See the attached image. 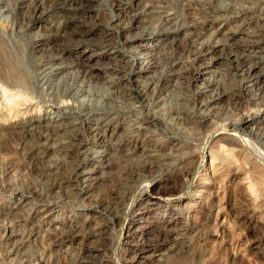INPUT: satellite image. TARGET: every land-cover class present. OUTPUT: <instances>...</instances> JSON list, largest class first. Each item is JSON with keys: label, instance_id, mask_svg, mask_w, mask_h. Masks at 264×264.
<instances>
[{"label": "rangeland", "instance_id": "rangeland-1", "mask_svg": "<svg viewBox=\"0 0 264 264\" xmlns=\"http://www.w3.org/2000/svg\"><path fill=\"white\" fill-rule=\"evenodd\" d=\"M44 1L0 0V264H264V62L224 47L264 45V0Z\"/></svg>", "mask_w": 264, "mask_h": 264}, {"label": "bare ground", "instance_id": "bare-ground-1", "mask_svg": "<svg viewBox=\"0 0 264 264\" xmlns=\"http://www.w3.org/2000/svg\"><path fill=\"white\" fill-rule=\"evenodd\" d=\"M34 1V0H33ZM44 1V0H43ZM51 1H54V0H51ZM56 1V0H55ZM215 1V0H214ZM46 2V0L44 1V3ZM52 3V2H51ZM41 4V3H40ZM44 5V4H43ZM42 7V5L41 6H39L38 8L40 9ZM37 9V8H36ZM216 10H220L221 12H223L224 14H227L228 12H229V9H230V7H225V8H215ZM231 13V12H230ZM119 14V13H118ZM138 15V14H137ZM202 15H204V14H202ZM205 16V15H204ZM210 16V15H209ZM138 16H135V19L137 18ZM211 17V16H210ZM223 17V16H222ZM169 18V17H168ZM221 19V18H220ZM116 20V19H115ZM63 24H66V28H65V30L66 29H72V31H73V35H77V36H81V35H83V34H85L86 32L84 31H82L80 28L77 30V29H75V28H78V27H72L71 25H70V22H68V20L66 21L65 20V23H63ZM65 26V25H64ZM67 31V30H66ZM69 32V31H68ZM197 32V31H196ZM154 37V33L153 32H150V33H147V34H145V35H143L142 37H141V39L142 40H151L152 38ZM197 38V37H196ZM233 37H230L229 39H228V41L229 40H231ZM128 41V40H127ZM252 41V40H251ZM250 41V42H251ZM222 45V44H221ZM225 46L224 47H227L228 49L227 50H229V63L231 64V63H238L239 61H242L243 63L242 64H244V67L242 68V73H243V75H244V78H245V80H247L249 83L250 82H252L253 81V79H254V77H255V74H254V71H255V69L257 68V67H259V65H261L263 62H264V45H259V42L258 43H255V41H252L251 43H250V46H248L247 47V49L246 50H244L245 52H247L246 54H244L242 57H240L238 54H237V51H238V49L237 48H235V46H233V44L231 43V42H225V44H224ZM207 47V46H206ZM218 48H220V45L219 44H215V46H213V47H211L210 49H211V53L212 52H216L217 50H218ZM138 51H137V55H139V58L138 59H149L150 58V56L148 55V54H143V52L145 51V50H147V46H145V47H141V48H138L137 49ZM200 50H202V49H200ZM204 50V49H203ZM64 51V50H63ZM206 51V50H205ZM224 51V50H223ZM204 52V51H203ZM208 52V49H207V51L205 52L206 54H205V56L206 55H208L209 53H207ZM226 52V51H225ZM228 52V51H227ZM63 53V52H62ZM145 53V52H144ZM241 55V54H240ZM226 57V56H225ZM55 58V57H54ZM57 58H59V57H57ZM51 59V58H50ZM86 59H88V60H86ZM53 61V60H52ZM54 62V61H53ZM79 62H80V64L84 67V68H86L88 65H89V58H87V57H85V56H82V57H80L79 58ZM68 64V63H67ZM55 65V64H54ZM153 63L151 62V60H148V61H146V64H145V70H148V69H151L152 67H153ZM61 66V65H60ZM230 66V65H229ZM232 66V65H231ZM242 66V65H241ZM66 67V66H65ZM53 68V67H52ZM57 69H63V68H57ZM238 70V69H237ZM115 71H119L118 69H116V68H112L111 70H109V71H106L108 74H110L111 72H115ZM86 72V71H85ZM113 75V74H112ZM115 76V75H114ZM241 77H242V75H241ZM109 78H111V77H109ZM107 82V81H106ZM108 82H110V84H114L115 83V81H114V79H112L111 78V80L109 79V81ZM108 84V83H107ZM109 87H110V85H109ZM75 92V91H74ZM82 93V92H81ZM130 93V92H129ZM221 95H220V93H216V95L215 96H213L212 98H210V100L207 102V104H206V106H212L213 105V103L215 102V100L218 98V97H220ZM88 115H89V118L87 119L89 122L88 123H91V122H97V121H99V120H96V117L97 116H99V115H101V114H97V111L96 112H92V111H90L89 113H88ZM94 117V118H93ZM97 128V127H96ZM52 129V128H51ZM59 130V129H58ZM57 129H56V132H61V130H59L58 131ZM92 131V130H91ZM50 132V131H49ZM69 131H67L66 129H63L62 130V133H63V135H68L67 133H68ZM225 132H229V134L230 135H233L232 137L234 138V139H236V140H240L241 142H243V144L244 145H247L248 146V143L249 142H247L246 141V139H245V137H243V136H241V134H239L238 133V130L236 129V128H232V129H221L220 131H219V133H225ZM69 133H71V132H69ZM57 134V133H56ZM55 136V135H54ZM215 136H216V134L214 133L210 138H209V140L207 141V143H208V145L211 143V141L215 138ZM245 136V135H244ZM57 137V136H56ZM106 137V136H105ZM45 138H47V137H45ZM50 138H48V140H49ZM106 139V138H105ZM47 140V141H48ZM42 141H43V138H42ZM46 141V140H45ZM63 141V140H62ZM58 142V141H57ZM45 143V142H44ZM68 143H70V142H66V143H63L61 146H59V147H57L56 149H54V150H57V153L59 152V153H65V152H67V151H70L71 149V146L69 147V145L67 146V144ZM54 144V143H53ZM250 144V143H249ZM251 146V145H250ZM208 147L209 146H205V147H203V149H202V155H201V157H200V161H199V165L197 166L198 168H197V171H199V172H201V169H203V167L205 166V164H206V158L208 157ZM51 150L52 151V149L50 148V147H48V150ZM257 152V151H256ZM259 152V151H258ZM257 152V154H259V158H264L262 155H261V153H258ZM96 154V153H95ZM97 154H98V156L100 157V158H104V152H101V151H98L97 152ZM214 161H215V159H214ZM212 163H214V162H212ZM213 165V164H212ZM86 172V171H85ZM90 173V172H89ZM84 174L83 173V177H84V181L86 182V183H88L89 184V186H91V184L92 183H90L91 182V175L90 174ZM196 176V175H195ZM95 182V181H94ZM195 187V181H194V178H192V179H189L188 180V182H187V184H186V186L183 188V190L180 192V194L179 195H177V196H175L174 198H172L171 200L172 201H175V202H180L181 200H183L184 198H186L187 196H192V195H195L194 194V192H193V188ZM136 189V188H135ZM137 189H139V194H146V193H149V189H150V186L148 185V186H145V185H143V183H142V185H140V186H138V188ZM136 189V190H137ZM135 191V190H134ZM134 202V201H133ZM108 203V202H107ZM110 205H112L111 203H109V206ZM132 206V205H131ZM116 208V207H115ZM129 208V207H128ZM113 209V208H112ZM117 209H118V207H117ZM119 212V211H118ZM118 212H117V215H118ZM170 233V232H169ZM176 241H179L180 242V239H177ZM120 243V242H119ZM116 260V264H121V261H119L118 259H115Z\"/></svg>", "mask_w": 264, "mask_h": 264}]
</instances>
